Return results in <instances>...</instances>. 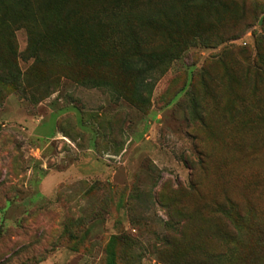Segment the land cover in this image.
<instances>
[{
    "label": "rangeland",
    "instance_id": "1",
    "mask_svg": "<svg viewBox=\"0 0 264 264\" xmlns=\"http://www.w3.org/2000/svg\"><path fill=\"white\" fill-rule=\"evenodd\" d=\"M0 264H264V0H0Z\"/></svg>",
    "mask_w": 264,
    "mask_h": 264
},
{
    "label": "trees",
    "instance_id": "2",
    "mask_svg": "<svg viewBox=\"0 0 264 264\" xmlns=\"http://www.w3.org/2000/svg\"><path fill=\"white\" fill-rule=\"evenodd\" d=\"M63 17H64V19H69V14H67V12H66V13H64Z\"/></svg>",
    "mask_w": 264,
    "mask_h": 264
}]
</instances>
